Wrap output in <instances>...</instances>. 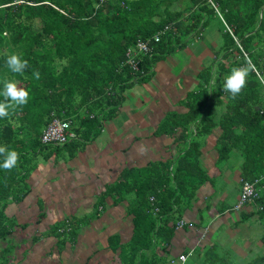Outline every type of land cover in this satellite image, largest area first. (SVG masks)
Returning <instances> with one entry per match:
<instances>
[{
  "label": "trees",
  "instance_id": "trees-1",
  "mask_svg": "<svg viewBox=\"0 0 264 264\" xmlns=\"http://www.w3.org/2000/svg\"><path fill=\"white\" fill-rule=\"evenodd\" d=\"M212 1L0 0V90L4 80H13L29 91L26 105L0 118V146L19 154L16 166L0 167V242L11 234L5 208L28 194L29 175L48 145L41 140L47 124L54 117L72 119L78 138L70 143L94 140L104 122L118 116L126 90L148 82L159 61L183 49L188 44L184 37L202 36L212 19L222 25L214 31L223 39L216 58L200 71L199 87L186 101L188 112L168 114L158 131L177 136L181 153L175 162L159 166L156 174H143L153 165L126 171L113 189L119 197L134 195L132 209L140 222L136 243L153 242L159 233L169 237L175 230L170 218L175 208L210 179L202 163L203 147L218 133L217 163L233 155L242 159L241 179L261 189L255 202L264 221V0ZM167 26L162 40L154 42ZM142 39L151 40L153 50L138 55L136 71L127 53ZM11 54L28 61L23 74L6 66ZM246 56L257 71L249 73L233 98L223 91V82L233 67L244 66ZM3 159L0 156V164ZM152 195L160 212L143 230L142 223L153 214ZM59 230L74 232L69 221ZM11 251L0 246V264H9ZM263 262L264 255L254 264Z\"/></svg>",
  "mask_w": 264,
  "mask_h": 264
},
{
  "label": "crops",
  "instance_id": "crops-1",
  "mask_svg": "<svg viewBox=\"0 0 264 264\" xmlns=\"http://www.w3.org/2000/svg\"><path fill=\"white\" fill-rule=\"evenodd\" d=\"M207 48L209 52L202 47L185 61L178 51L177 61L174 55L159 61L148 82L126 90L118 116L105 121L94 140L38 155L28 194L5 208L11 234L0 246L12 250L9 264H242L229 253L241 260L248 256V264H254L264 255L258 204L235 209L242 159L233 155L217 163L218 133L203 147L202 163L210 179L175 208L170 217L175 230L169 237L159 233L152 243H136L140 222L132 209L134 195L119 197L113 189L126 171L147 169L155 161L170 163L179 156L177 136L160 133L159 127L168 114L188 112L189 93L219 50ZM179 64H185L182 71ZM150 217L143 230L157 215ZM181 220L186 224L178 228ZM67 221L73 234L59 230ZM180 255H187L184 263ZM220 255L224 262H218Z\"/></svg>",
  "mask_w": 264,
  "mask_h": 264
},
{
  "label": "clouds",
  "instance_id": "clouds-1",
  "mask_svg": "<svg viewBox=\"0 0 264 264\" xmlns=\"http://www.w3.org/2000/svg\"><path fill=\"white\" fill-rule=\"evenodd\" d=\"M6 66L12 73L23 74L28 67V61L21 59L18 54H11L6 59ZM256 71V66L252 60L246 56L244 66L233 67L225 77L222 86L223 91L235 98L245 87L249 73ZM33 77L39 79V73L34 72ZM261 83H264V78L261 79ZM0 96L4 98L3 101H0V118H6L9 116L10 110L14 111L17 107L28 103L29 91L23 87H18L13 80H4ZM139 151L143 152V148L141 147ZM0 156L4 158L0 167L8 170L16 166L19 159V154L16 151L9 150L5 146H0Z\"/></svg>",
  "mask_w": 264,
  "mask_h": 264
},
{
  "label": "built area",
  "instance_id": "built-area-1",
  "mask_svg": "<svg viewBox=\"0 0 264 264\" xmlns=\"http://www.w3.org/2000/svg\"><path fill=\"white\" fill-rule=\"evenodd\" d=\"M104 1V0H102ZM213 2L212 0H210ZM228 30L233 33V30L230 26L227 25ZM169 29V26L165 28V30L157 33L153 41L159 42L162 40V36ZM151 40H138L134 47H131L128 50V62L131 63L134 70L139 71L140 67L138 64V55L140 53H151L152 52ZM240 57V55L238 54ZM78 138V133L74 127V122L72 119H62L59 117H54L44 128L42 133V143L44 144H53L57 146H63L72 142L73 140ZM241 196L239 201L237 202L235 209H241L244 206L248 205L251 202H255V200L260 196L261 189L256 185V182H251L247 180L241 179ZM156 196L152 195L150 197V202L153 206V214L157 215L160 212V207L156 206ZM186 224L185 220H181L178 222L177 227L181 228ZM183 258V259H182ZM179 259L184 263L187 259V255H180ZM264 264V262L262 263Z\"/></svg>",
  "mask_w": 264,
  "mask_h": 264
},
{
  "label": "rangeland",
  "instance_id": "rangeland-1",
  "mask_svg": "<svg viewBox=\"0 0 264 264\" xmlns=\"http://www.w3.org/2000/svg\"><path fill=\"white\" fill-rule=\"evenodd\" d=\"M221 15L222 14H220V17H221ZM220 26H222V25H220L219 24V19H212L211 20V24H210V26L208 27V29L204 32V34L202 35V36H200L199 38L197 37V36H191V35H189V36H186V37H184L185 39V41H188V44L183 48V49H180V50H178V52H179V57H180V59L181 60H183L184 59V61L187 59V57H192V54L194 53V52H197V53H199V51L200 50H202V47H203V49H205V50H207V52H209V50H208V48L206 49V45L208 46V47H212L213 48V45L215 46V48L218 50L219 48H220V45H221V43H222V37L221 36H219L217 33H215L214 31L215 30H219V28H220ZM205 45V46H204ZM205 47V48H204ZM213 52V51H212ZM236 53V52H235ZM238 53H236V55H237ZM172 55H174V56H176V58H175V61H177L178 60V56H177V52H175V54H172ZM170 56H168V58H169ZM194 57V56H193ZM167 58V59H168ZM229 61H231L230 59H228ZM229 63V62H228ZM186 64V63H185ZM185 64H179L178 65V67H179V69L182 71L183 70V68H184V66H185ZM162 69H165V68H162ZM183 82V81H182ZM179 85H181V81H180V84ZM195 87H197L196 89H198V87H199V84H198V86H197V83H195ZM123 117V116H122ZM113 122H115V119L113 120ZM71 145V143H68V145ZM64 146V145H63ZM57 149V147H56V145H53V144H48V145H45L44 146V148L42 149V152H46V151H55ZM176 160H174L173 162H175ZM165 163V162H164ZM32 165V164H31ZM153 165V166H152ZM151 166L152 167H149V170L147 171V172H143V174L145 175V174H147L149 171L151 172V173H154V174H156V171H159L160 169H159V166L160 167H163V163H160L159 164V162H154V163H152L151 164ZM172 166H174V164L173 165H171V167ZM170 169H173V167L172 168H170ZM135 175H138V173L136 172V173H134ZM111 188V187H110ZM226 250H228L229 251V248L228 247H226ZM229 255L231 256V258H232V260H233V257H235V259H238L240 262H242V264H248L251 260H252V258H249L248 256L244 259V260H241V259H239V257H237L235 254H233V253H229ZM233 256V257H232ZM218 262H224L223 260H222V255H220V258L218 259Z\"/></svg>",
  "mask_w": 264,
  "mask_h": 264
},
{
  "label": "bare ground",
  "instance_id": "bare-ground-1",
  "mask_svg": "<svg viewBox=\"0 0 264 264\" xmlns=\"http://www.w3.org/2000/svg\"><path fill=\"white\" fill-rule=\"evenodd\" d=\"M89 110V109H88ZM17 202V201H16Z\"/></svg>",
  "mask_w": 264,
  "mask_h": 264
}]
</instances>
